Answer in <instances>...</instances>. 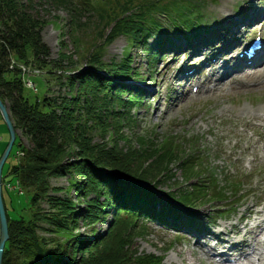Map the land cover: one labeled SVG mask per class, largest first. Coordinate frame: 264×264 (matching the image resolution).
I'll return each mask as SVG.
<instances>
[{"label": "trees", "instance_id": "16d2710c", "mask_svg": "<svg viewBox=\"0 0 264 264\" xmlns=\"http://www.w3.org/2000/svg\"><path fill=\"white\" fill-rule=\"evenodd\" d=\"M34 1L0 0V97L15 128L33 144L3 175L16 178L31 192L28 215L11 217L5 202L10 238L3 264H164L162 256L140 253L134 246L148 229L140 221L197 228L208 217L195 210L198 203L221 199L224 194L216 190L214 170L200 145L188 147L176 135L159 140L150 134L120 133L119 124L135 123L132 110L143 97L141 87L127 86L123 80L145 76L132 66L130 47L120 60L106 61L104 54L109 44L125 35L130 45H143L152 65L159 52L147 40L162 35L163 19L181 34L191 30L195 20L203 17V0H50L70 9L77 26L78 17L87 12L99 19L97 25L105 37L85 49L83 69L76 68L65 53L58 60H48L50 47L41 34L45 21L32 14ZM73 41L77 51L84 50L81 33H73ZM11 59L32 60L42 68L52 64L47 72L67 88L65 94L33 97L26 92L20 69L10 67ZM59 69L63 73L58 75ZM97 126L104 138L114 129L109 141L93 142ZM120 140L127 145H120ZM174 166L181 168L184 178L178 188H189L160 191L161 184L175 177ZM66 175L67 187L51 185V178ZM210 183L213 194L207 189ZM72 190L84 203L83 210L70 197ZM41 202L49 207L45 209ZM110 210L113 217L107 233H96V224ZM80 220L91 226L90 236L76 232Z\"/></svg>", "mask_w": 264, "mask_h": 264}, {"label": "rangeland", "instance_id": "374dc122", "mask_svg": "<svg viewBox=\"0 0 264 264\" xmlns=\"http://www.w3.org/2000/svg\"><path fill=\"white\" fill-rule=\"evenodd\" d=\"M34 2L35 7L31 11L32 14L45 21L41 34L43 42L50 47L48 60H58L61 58L60 55L65 53L76 62V68H85V49L99 44L105 37V32L100 31L102 26L97 25L99 20L96 19L97 16L90 12L84 13L78 17L79 25L77 26L75 21L73 23L72 20L75 18L74 15L63 4H57L50 0H35ZM112 3H116L115 0H112ZM112 3L107 5L109 12ZM254 9L257 11L263 10L259 18V21L263 22L264 0H209L206 4V12L211 15L210 25H213L217 18L222 21L221 25L228 20L236 22L234 16L240 18L242 13L247 15L253 12ZM228 13L231 16H226ZM259 21L258 24L254 23L250 27L245 25L249 29V35L254 36V30H257L259 26H263L261 31L264 33V23L262 24ZM243 28L242 25L241 29ZM167 29H169V22L164 18L162 31L166 32ZM76 32L81 33L82 43L85 45L83 51L76 50L73 41V33ZM242 35L246 34H239V37L241 38ZM162 38L163 35L158 36V40L162 41ZM174 40L178 42L176 37H174ZM62 41L65 43L63 46L61 45ZM150 41L154 44L153 38ZM142 46L139 43L130 45L127 37L121 35L109 44L105 50L104 59L106 61L111 59L120 60L123 53L130 47L133 56L132 66L145 76L140 81H134L132 78L123 80L124 83H127L126 85L135 83L143 89H147L141 91L144 95L145 105L139 104L138 107L133 108L134 112L132 111V114L135 115V123L119 124L120 133L130 136L135 133L140 136L150 134L149 136H155L159 140L166 136L176 135L182 141L185 139L188 147L192 143L200 145L206 151L207 161L215 169V177L220 183L221 192L224 189L230 191L224 185L226 180L224 179L226 175L224 170L230 169L234 175H239L243 183V190L245 192L249 191L245 198L241 199L240 197L237 201L239 203L243 202L244 206L235 211H228L229 215L227 217L216 220L215 227L213 225L209 226V230H211L209 236L219 237L222 241H250L252 238L249 237V234H245L246 229L243 224L253 226L260 218L256 213L264 210V63L249 69L245 68L247 71L256 70L255 73L260 77H247L243 76L246 74L245 72L234 71L229 73L220 84L216 85L213 83L216 67H203L197 69L195 77L189 80L188 84L186 80L179 83L181 72L186 65L189 67L192 64H200V62L201 65H206V63H203V57L198 51H193L194 47L192 49L188 48L189 50L186 48L179 50L178 47L171 46L166 49V56L162 54L156 61L157 70L153 72L154 81H151L147 52L145 48L143 51ZM195 47L198 48V45ZM187 51L190 53L186 54ZM68 61L65 60L64 64L67 65ZM30 62L29 64L40 68L42 73L31 77L39 92L32 88H26L27 93L32 94L33 97L35 94L42 95L44 93L48 97L58 96L59 93L65 94L67 88L61 87L53 74L47 72L52 64L47 68H42L36 62L32 60ZM57 73L58 75L62 74L63 70L59 69ZM206 78H210V80H206ZM196 84L203 85L199 92L194 91V85ZM152 98L155 99L149 106L148 102ZM94 129H96V132H93V142H102L105 139L109 141L111 134H114V129H111L110 134L108 133L107 137L104 138L98 130V126ZM16 130L19 131V135L5 165V174L10 164L17 163L18 157L21 158V150L31 148L33 145L30 137L24 135L22 130ZM195 136L198 139H195ZM20 141L21 146H18ZM8 142V126L0 112V157ZM119 143L122 146L127 145L123 140H120ZM16 151H18V157ZM173 170L175 177L161 184L159 186L160 191L184 192V189L189 188L186 185H183V188H178L184 181L183 173L178 166H174ZM68 178L69 175L53 177L50 179L51 185L67 187L69 185ZM7 179L11 181L12 186L8 187L11 183L5 177L4 184L8 187V190L4 189V197L11 217L17 218L24 215L25 212L29 213L31 192L16 178L8 176ZM208 191H211V187ZM58 195L64 196L65 193L58 192ZM231 195L232 193L229 194L230 197ZM70 197L77 202L78 208L83 210L84 203L81 202L76 191L72 190ZM207 199L208 197H206ZM233 200L234 198H231L228 202L221 200L212 203L213 200L211 199L209 204L198 203L197 209L203 215L213 216L215 212L212 213V211H215L216 208L211 209L210 205L231 204ZM41 205L45 209L49 207L47 202H41ZM249 208L253 209L251 213L248 212ZM28 213L25 214L28 215ZM242 214L249 219L242 222ZM112 217L113 210H110L106 219H100L96 224V233L106 234L109 227L108 222ZM140 222L145 224L146 221ZM148 226L146 234L140 235L135 240L134 246L138 248L140 253H154L162 256L164 264H213L197 250H202L203 247L200 244H196L195 240H188L190 238L188 233L184 235L186 239H181L174 230L170 231L156 225V223H148ZM79 231L85 237L90 236L93 232L91 226H88L83 220L79 221L76 232ZM40 232L43 236L50 237L47 232Z\"/></svg>", "mask_w": 264, "mask_h": 264}, {"label": "bare ground", "instance_id": "6f19581e", "mask_svg": "<svg viewBox=\"0 0 264 264\" xmlns=\"http://www.w3.org/2000/svg\"><path fill=\"white\" fill-rule=\"evenodd\" d=\"M228 16H231V14H228ZM233 18H234V20H236V22L239 21L236 16H234ZM227 24L230 25V32H229L230 35L227 37V40L223 43L222 48L219 49L217 52L214 51V52L210 53L208 55V58H219V55L221 54V52H223L226 49L231 48L233 46L235 48L238 46V39H239L238 33L241 31V29H240L241 24L237 25V24H235V22H232L230 20L227 21ZM249 61L250 60L247 59L246 56H244L243 58L237 59L236 63L233 64L231 67L241 68L242 66H245V65H255V64H259V63L263 62L264 61V50L261 53H259V55L257 57H255L254 59L251 60V64H248ZM228 66H230V65L229 64L221 65L220 69L223 70L222 75H224L226 73V69ZM250 75H252V77H260V76H257V74L254 72L248 74L247 77H249ZM252 211H253L252 208L248 209L249 213H251ZM257 215L260 218L258 221L255 222V224L253 226H248V224H243V225H244V228L246 229V234H249L253 240H257L258 241L257 243L261 244L262 240L258 239V237L262 233H264V210H262V212H260V213L257 212ZM227 242L229 243V247L226 250L227 252L228 251H237L238 253H240V255H239L240 257H244V259H246V261H248L249 264L251 263L249 254H244L245 248L247 246L251 245V243H252L251 241L242 240V241L233 242V241H226V240L222 241V239H219L218 244L219 243L220 244H226ZM203 243H206V241L201 240V241L196 242V244H200L202 247H203V245H205ZM210 244L207 245V243H206L207 247ZM197 250L201 253L200 249H197ZM221 252H222V250H221ZM220 264H226V263L221 262ZM262 264H264V263H262Z\"/></svg>", "mask_w": 264, "mask_h": 264}, {"label": "water", "instance_id": "95a60500", "mask_svg": "<svg viewBox=\"0 0 264 264\" xmlns=\"http://www.w3.org/2000/svg\"><path fill=\"white\" fill-rule=\"evenodd\" d=\"M0 112L5 122L7 123L9 134H10L9 142L2 156L0 157V264H3V255H4L5 245L10 235H9L8 217H7V212H6L5 203L3 199L2 172H3L4 164L6 160L8 159L9 154L14 146V143L17 137L16 135L17 131L14 126L13 120L11 118L9 109L1 97H0Z\"/></svg>", "mask_w": 264, "mask_h": 264}, {"label": "built area", "instance_id": "2783aa9c", "mask_svg": "<svg viewBox=\"0 0 264 264\" xmlns=\"http://www.w3.org/2000/svg\"><path fill=\"white\" fill-rule=\"evenodd\" d=\"M28 84H30V82H28Z\"/></svg>", "mask_w": 264, "mask_h": 264}]
</instances>
